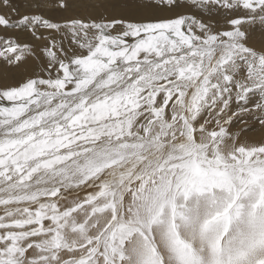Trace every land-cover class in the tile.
<instances>
[{"label": "snow or ice", "instance_id": "6c2138e0", "mask_svg": "<svg viewBox=\"0 0 264 264\" xmlns=\"http://www.w3.org/2000/svg\"><path fill=\"white\" fill-rule=\"evenodd\" d=\"M0 84V264H264V0H0Z\"/></svg>", "mask_w": 264, "mask_h": 264}, {"label": "rangeland", "instance_id": "374dc122", "mask_svg": "<svg viewBox=\"0 0 264 264\" xmlns=\"http://www.w3.org/2000/svg\"><path fill=\"white\" fill-rule=\"evenodd\" d=\"M205 18L208 19V16H205ZM211 19H212L213 22H216V21H218L220 18L214 16V17H212ZM17 35L19 36V39H20V41H22V42H25V41H29V40H31V37H30L29 35H27L26 33L21 32V33H18ZM23 70H24V65L21 66L20 72L23 73ZM13 82H14V81L9 80L8 83H13ZM0 86H3V85H0ZM255 131H257L255 134H253L254 131H253V133H251V134H253V135H258V134H259L258 131H260V133H261V130H260V129H256ZM257 140H258V139H257Z\"/></svg>", "mask_w": 264, "mask_h": 264}, {"label": "bare ground", "instance_id": "6f19581e", "mask_svg": "<svg viewBox=\"0 0 264 264\" xmlns=\"http://www.w3.org/2000/svg\"><path fill=\"white\" fill-rule=\"evenodd\" d=\"M165 15L167 14V13H164ZM214 16H216V15H212V17H214ZM211 17V18H212ZM216 17H218V16H216ZM41 43H43V42H41ZM25 67H27L28 69H29V71H31V70H33L34 68H35V61H29L28 62V64L27 65H24V68ZM9 81H7L6 83H8ZM0 85H2V84H0ZM257 131H254V133L253 132H250V133H248V135H249V137L250 138H254V139H260L261 138V135H262V132L260 133V131H258L259 132V134L258 135H253V134H255ZM251 133H253V134H251Z\"/></svg>", "mask_w": 264, "mask_h": 264}]
</instances>
